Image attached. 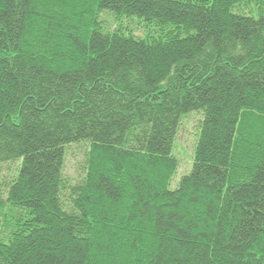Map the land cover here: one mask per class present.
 I'll list each match as a JSON object with an SVG mask.
<instances>
[{"label": "trees", "instance_id": "trees-1", "mask_svg": "<svg viewBox=\"0 0 264 264\" xmlns=\"http://www.w3.org/2000/svg\"><path fill=\"white\" fill-rule=\"evenodd\" d=\"M6 162L0 264H264V0H0Z\"/></svg>", "mask_w": 264, "mask_h": 264}, {"label": "rangeland", "instance_id": "rangeland-1", "mask_svg": "<svg viewBox=\"0 0 264 264\" xmlns=\"http://www.w3.org/2000/svg\"><path fill=\"white\" fill-rule=\"evenodd\" d=\"M107 20L112 28L117 26L111 17H108ZM126 20L129 21H124L126 22L124 23V32L126 34H132L138 38H153L157 36V28L152 29L153 27H148L139 18L130 17ZM203 113L204 112L202 110L197 113H190L191 115L189 114L188 117L181 123L177 132L174 141L173 153L179 161V166L171 182L170 188L173 190L178 188L181 178L184 175L189 174L193 169L195 149L201 132V124L204 119ZM87 149H89V145L87 143L72 144L68 147L64 172L65 176L72 184L78 182L83 173L81 163L84 160V154ZM18 167L19 164L16 162L12 164L6 162L0 165V195L3 196V198H6V191L3 190L2 183L7 182L14 175H16ZM64 195L65 197L68 196L67 193H64ZM3 216L4 215H2V217Z\"/></svg>", "mask_w": 264, "mask_h": 264}]
</instances>
